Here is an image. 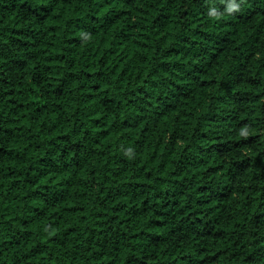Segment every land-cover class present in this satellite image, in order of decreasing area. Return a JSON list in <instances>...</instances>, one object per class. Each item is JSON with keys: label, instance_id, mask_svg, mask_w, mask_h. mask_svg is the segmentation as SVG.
Returning <instances> with one entry per match:
<instances>
[{"label": "trees", "instance_id": "1", "mask_svg": "<svg viewBox=\"0 0 264 264\" xmlns=\"http://www.w3.org/2000/svg\"><path fill=\"white\" fill-rule=\"evenodd\" d=\"M0 264H264V0H0Z\"/></svg>", "mask_w": 264, "mask_h": 264}, {"label": "clouds", "instance_id": "2", "mask_svg": "<svg viewBox=\"0 0 264 264\" xmlns=\"http://www.w3.org/2000/svg\"><path fill=\"white\" fill-rule=\"evenodd\" d=\"M234 7H238V5H234Z\"/></svg>", "mask_w": 264, "mask_h": 264}]
</instances>
